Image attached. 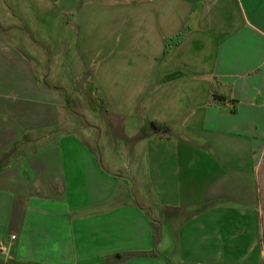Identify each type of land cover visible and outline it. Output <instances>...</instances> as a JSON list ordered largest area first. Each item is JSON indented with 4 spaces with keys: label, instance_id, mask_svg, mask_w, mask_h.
Masks as SVG:
<instances>
[{
    "label": "crops",
    "instance_id": "1",
    "mask_svg": "<svg viewBox=\"0 0 264 264\" xmlns=\"http://www.w3.org/2000/svg\"><path fill=\"white\" fill-rule=\"evenodd\" d=\"M0 161V264H264V0H0Z\"/></svg>",
    "mask_w": 264,
    "mask_h": 264
},
{
    "label": "rangeland",
    "instance_id": "2",
    "mask_svg": "<svg viewBox=\"0 0 264 264\" xmlns=\"http://www.w3.org/2000/svg\"><path fill=\"white\" fill-rule=\"evenodd\" d=\"M61 27H59L60 29ZM57 48H62L63 44H58L56 46ZM74 59H68L67 62L70 64V66L73 68L74 74L78 73V69L74 65ZM76 69L78 71H76ZM59 79H65V81L68 82L67 87H72V77L68 75H64L63 77H59ZM67 79V80H66ZM64 81V80H63ZM81 82H83V79H81ZM79 83L78 85H80ZM65 85V84H63ZM62 85V86H63ZM63 93H67L66 91ZM90 107H74V103L72 104L70 111L72 112V118L74 119V124L72 127H68V130L73 131L74 133H81L80 127L85 125L86 127L88 126L93 132H95V136L97 137L96 139H100V142L108 147V148H114L117 149V151L122 152V149H129V147L132 145L130 141H126L123 137L120 136L119 133L113 130L112 125L113 122L110 120L107 116L106 113L104 112V108H102L95 100L89 102ZM88 123V124H87ZM126 127L130 128L131 124L130 122H126ZM87 127V128H88ZM147 127L140 128L139 132L143 137L147 134L146 129ZM149 128V127H148ZM150 129V128H149ZM96 144V143H95ZM96 149V148H95ZM120 157L121 154H119ZM133 157L132 155H130ZM127 161L124 162V166H126Z\"/></svg>",
    "mask_w": 264,
    "mask_h": 264
},
{
    "label": "trees",
    "instance_id": "3",
    "mask_svg": "<svg viewBox=\"0 0 264 264\" xmlns=\"http://www.w3.org/2000/svg\"><path fill=\"white\" fill-rule=\"evenodd\" d=\"M182 39V35H177L174 38L170 39L164 46V53L168 52L171 47L177 45L180 40ZM213 100H219L220 98L215 96L213 94ZM152 128L154 129L155 133H158L160 131H168V126L163 124V123H156V122H151L150 123ZM0 164H2V162L0 161ZM152 229H153V249L150 252H145V253H138V254H115L112 256L113 260H114V264H121L123 263L126 259L136 256V255H147V256H155V252L154 249L156 247V245L159 242V237H160V229L158 227V225L156 223H152Z\"/></svg>",
    "mask_w": 264,
    "mask_h": 264
},
{
    "label": "built area",
    "instance_id": "4",
    "mask_svg": "<svg viewBox=\"0 0 264 264\" xmlns=\"http://www.w3.org/2000/svg\"><path fill=\"white\" fill-rule=\"evenodd\" d=\"M10 238H11L12 240H14V239L16 238V236L12 235Z\"/></svg>",
    "mask_w": 264,
    "mask_h": 264
}]
</instances>
